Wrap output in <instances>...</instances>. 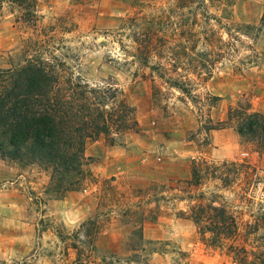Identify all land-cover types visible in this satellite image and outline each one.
I'll return each instance as SVG.
<instances>
[{
	"label": "rangeland",
	"instance_id": "obj_1",
	"mask_svg": "<svg viewBox=\"0 0 264 264\" xmlns=\"http://www.w3.org/2000/svg\"><path fill=\"white\" fill-rule=\"evenodd\" d=\"M142 1L138 10L134 0H35L36 18L28 22L16 4L0 0V69L37 49L54 55L91 86L117 88L138 123L88 141L89 175L65 194L54 191L52 169L41 161L0 158V264H74L78 257L235 264L232 245L246 248L252 261L264 259V204L255 195L264 191V147L249 131L253 115L264 117V0H192L184 8L179 0ZM157 9L187 31L161 36L169 48L159 38L146 62L122 27ZM26 41L42 47L24 52ZM203 165L200 184H188ZM153 195L185 200L160 202L161 213L140 224L144 211H158ZM200 202L229 212L237 238L218 246L175 215H190Z\"/></svg>",
	"mask_w": 264,
	"mask_h": 264
},
{
	"label": "trees",
	"instance_id": "obj_2",
	"mask_svg": "<svg viewBox=\"0 0 264 264\" xmlns=\"http://www.w3.org/2000/svg\"><path fill=\"white\" fill-rule=\"evenodd\" d=\"M10 1L22 9L23 19L34 21L35 0ZM191 1L179 0L178 5L183 4L184 8L185 4ZM142 2L144 1L134 0V7L139 10ZM206 15L209 21L211 15ZM165 17V12L157 9L155 15L129 17L124 21L122 31L127 28L132 31L136 56H145L146 62H149L155 42L161 36L186 34V24L171 23ZM262 25L264 26V17ZM208 30L211 31L207 29L205 33H209ZM160 42L162 49L169 48L163 37ZM39 45L42 47L39 41H26L23 50L32 51L34 48H40ZM175 45L183 48L181 42ZM37 50L36 54L18 66L0 69V158L17 163L41 161L42 165L52 169L51 181L54 191L65 194L82 185L83 179L89 175L86 168L93 163V158L86 156L88 141L98 140L101 136L109 139L114 130H128L138 123L134 118L135 109L121 98L117 88L111 85L91 86L81 77L67 72L65 64L57 62V57H44ZM235 112L232 110L231 114ZM253 116L258 120L253 122L255 125L251 124L249 131L259 134L261 145L264 147V117ZM204 164L206 166V163ZM203 167L204 165L194 168L193 179L188 184H200ZM178 191L185 193L182 189ZM151 198L156 200L158 213L154 210L144 211L139 220L140 224L149 218L150 214L155 219L161 213L160 202L185 200L184 197L177 196L153 195ZM150 200L143 203L147 205ZM175 215L190 218L200 230V234H212V240L218 246H225L228 240L236 239L239 234L235 218L225 209L214 205L203 206L200 202L192 208L190 215L184 210L177 211ZM205 221L210 223L203 225ZM231 250L235 264H264V259L252 261L249 251L244 247L232 245ZM74 264L92 263L78 257ZM101 264L108 262L102 260Z\"/></svg>",
	"mask_w": 264,
	"mask_h": 264
},
{
	"label": "built area",
	"instance_id": "obj_3",
	"mask_svg": "<svg viewBox=\"0 0 264 264\" xmlns=\"http://www.w3.org/2000/svg\"><path fill=\"white\" fill-rule=\"evenodd\" d=\"M255 195L257 199H259L262 202V204H264V191H262V189L259 188L258 190L255 191Z\"/></svg>",
	"mask_w": 264,
	"mask_h": 264
}]
</instances>
